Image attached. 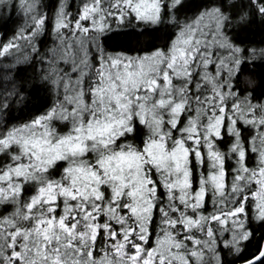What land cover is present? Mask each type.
Returning <instances> with one entry per match:
<instances>
[{
  "label": "snow or ice",
  "instance_id": "1",
  "mask_svg": "<svg viewBox=\"0 0 264 264\" xmlns=\"http://www.w3.org/2000/svg\"><path fill=\"white\" fill-rule=\"evenodd\" d=\"M176 4L183 7L181 0ZM54 7L51 22L43 12L23 35L18 28L0 44L3 56L19 40L31 43L38 29L44 33L50 27L54 34L63 33L69 41L65 50L75 53L70 62L52 61L60 77L56 101L45 100L42 113L0 131V201L5 204L0 219L17 196L29 213L47 206V218L36 221L43 243H36L35 252L42 250L49 264H81L84 256L93 264H228L224 250L240 253L264 228V151L256 145L264 116L255 107L240 120L230 114L245 96L253 103L251 93L241 87L239 76L224 85L219 62L208 61L210 74L220 76L219 91L205 85L197 68V78L188 84L192 102L182 103L178 113L172 106L156 128L149 111L163 107L165 99L171 105L170 95L159 89L178 78L175 62L188 54L178 46L184 41L178 35L167 48L133 56L109 51L106 33L112 22L155 24L169 5L162 0H77L75 14L63 0ZM258 11L264 13V7ZM149 56L164 57L168 70L153 75L145 65ZM225 92L232 96L230 103L224 101ZM150 93L155 94L152 105ZM11 94L0 96V117L11 119ZM81 102L86 113L78 107ZM193 103L211 105L212 119L197 122ZM151 119L157 120V114ZM34 174L45 180L38 182ZM69 177L71 187L65 183ZM81 201L82 210L76 207ZM8 243L4 259L25 264L27 247L12 233ZM257 244L256 254L244 264H264V237ZM97 248L103 253L99 259Z\"/></svg>",
  "mask_w": 264,
  "mask_h": 264
},
{
  "label": "trees",
  "instance_id": "2",
  "mask_svg": "<svg viewBox=\"0 0 264 264\" xmlns=\"http://www.w3.org/2000/svg\"><path fill=\"white\" fill-rule=\"evenodd\" d=\"M57 2L58 0H0V44L11 39L18 28L21 29L20 35H23V29L31 28L36 18L43 12L48 13V21L51 22ZM63 2L68 10L75 14L77 0H63ZM162 2L169 5L166 10L168 14L161 12L160 21L155 24L134 19L121 24L112 22L110 31L106 33L110 38L107 43L108 50L130 53L133 56L137 53H150L154 48H167L179 35L180 39L188 42L189 46L186 49L187 58L182 63L185 74L178 76L171 83V93H168L171 104L176 102L180 111L182 103L192 102L188 84L197 78V68L201 69L199 75L204 77L205 85L219 91L220 76L211 75L205 66L208 61L213 62L214 65L218 61L220 70L226 74L223 84L227 85L230 78L239 76L241 87L252 95L253 103H248V97L245 96L240 99L237 109L230 114L240 120L247 116L252 107H255L257 113L264 116V13L258 11L264 7V4L259 0H181L183 7H179L176 0H162ZM39 39H42V43L39 50L34 51ZM95 39L98 43V33ZM54 41L55 46H53ZM68 42L64 39L63 33L54 34L50 27L44 33L38 29L37 36L31 39V43L21 39L17 47L0 56V96L6 92L12 93L7 96L11 119H7V116L0 117V131L9 125L18 126L24 121H29L34 115L42 113L45 110V100H48L50 105L56 101L55 85H59L60 77L52 61L70 62L75 53L71 48L65 50V43ZM45 57H49L48 63H45ZM194 58L195 65L192 63ZM189 71L192 73L191 76L188 75ZM231 100L232 96L225 92L224 101L230 103ZM148 102L152 103L151 98ZM61 106L57 104L58 112ZM169 106V100L165 99L163 114L166 109L168 111ZM78 107L84 109L83 103H79ZM193 107L196 109L197 122L212 119L208 115L211 105L201 106L193 103ZM84 111L86 113L87 109ZM200 130L204 132L203 123ZM256 145L260 151H264V132L258 136ZM34 175H38V182L45 180L43 174ZM29 179L31 180L32 177ZM70 179L69 177L65 183L69 184ZM83 183L80 182L81 186ZM32 187L34 189L35 185ZM24 199H27V195ZM4 206V202L0 201V214ZM7 206L10 209L9 214L0 219V259L4 264H11L10 259H4V253L9 249V233H12L16 241L28 249L23 252L25 264H29L33 259L35 264H49L42 259L44 254L42 250L39 253L35 252L36 243H43L36 231V221L47 218V206L38 205L29 213L22 205L19 196L14 197ZM83 206L82 201L76 205L81 210ZM69 211L70 209L65 207V213ZM148 211L150 212V206ZM81 215H83L82 211ZM107 215L112 217L113 214L108 212ZM115 218L119 219L118 215ZM47 230L51 232L52 228L49 227ZM60 235L63 236V233ZM262 237H264V228H258L256 240L243 247L240 253L228 252L225 249L222 255L228 264L244 263L256 254L257 241ZM87 247L85 245V252ZM94 257L99 259L103 257V253L97 248ZM111 258L112 254L109 253V259ZM81 264H93V261L84 256L81 257ZM96 264L100 262L97 261Z\"/></svg>",
  "mask_w": 264,
  "mask_h": 264
},
{
  "label": "rangeland",
  "instance_id": "3",
  "mask_svg": "<svg viewBox=\"0 0 264 264\" xmlns=\"http://www.w3.org/2000/svg\"><path fill=\"white\" fill-rule=\"evenodd\" d=\"M181 41H183V40H181ZM178 46L186 50L188 48L189 44H188V42H185L184 41L183 43H180ZM177 55H179V53H177ZM164 61H165V58L164 57H159V56L152 57L151 56V57H148L147 58V60L145 61V65H146V68H151L153 75H159L162 70L163 71H167L168 70L166 68V65H165V62ZM182 63L183 62H182L181 59H178L175 62V66H176L175 75L177 77L178 76H182V75L185 74V68H184V65ZM159 92L162 93V94L163 93H167V94L168 93H171V84L170 85H162L161 88L159 89ZM149 95H150V97L148 98V101H150V98L152 100V97L155 94L150 93ZM148 104L149 105H152V103H149V102H148ZM167 106H168V104H167ZM172 106H175V111L177 113L179 112V106L175 102V103L171 104L169 107H167L168 108V111L166 109V111H165L164 114L170 113V111L172 109ZM162 110H163V107H161L158 104L155 105L154 107H151L150 108V111H149V121H150V124H152L156 128H159L160 127V124H162L161 122L164 119V114L162 113L163 112ZM152 113H156L157 114V116H158V119L157 120L153 121L151 119ZM113 163H114V166H115L116 162H113ZM120 167H123L125 169V171H127V168H128L127 164H121ZM69 187H71V184L69 185Z\"/></svg>",
  "mask_w": 264,
  "mask_h": 264
},
{
  "label": "water",
  "instance_id": "4",
  "mask_svg": "<svg viewBox=\"0 0 264 264\" xmlns=\"http://www.w3.org/2000/svg\"><path fill=\"white\" fill-rule=\"evenodd\" d=\"M241 264H244V263H241Z\"/></svg>",
  "mask_w": 264,
  "mask_h": 264
}]
</instances>
